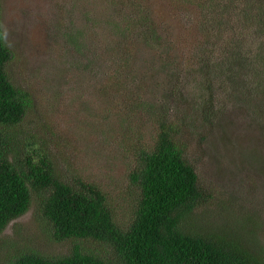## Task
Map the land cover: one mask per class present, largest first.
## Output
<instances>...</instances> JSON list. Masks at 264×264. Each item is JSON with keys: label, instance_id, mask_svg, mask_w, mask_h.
Masks as SVG:
<instances>
[{"label": "rangeland", "instance_id": "obj_1", "mask_svg": "<svg viewBox=\"0 0 264 264\" xmlns=\"http://www.w3.org/2000/svg\"><path fill=\"white\" fill-rule=\"evenodd\" d=\"M251 1L257 13L261 4ZM0 4L2 30L12 51L7 72L18 88L31 93L40 123L16 136L24 157L39 160L47 155L55 159L63 179L75 185L80 180L95 184L107 194L118 222L127 225L140 194L130 173L143 151L152 148L160 121L174 123L205 194V201L188 216L187 226L238 232L264 255V73L252 68L254 62H264V41L257 34L243 36L244 24L231 33L228 22L222 26L224 41L214 35L211 42H202L194 20L201 12L182 7L177 0H0ZM145 9L169 44L164 65L154 63L155 48L129 24ZM231 43L243 51L239 54L243 66H235L240 77L229 84L234 90L221 89L216 81L214 95L222 111L221 120L212 125L199 112L196 80L201 75L194 58L199 52L223 56L224 46ZM127 55L132 56L131 64L122 63ZM174 59L182 62L181 69ZM111 74L118 76L115 83L123 88L119 102L117 95L102 90ZM31 120L29 113L23 123ZM83 243L101 254L112 253L108 245L93 240L58 241L51 224L40 216L34 196L30 210L0 234V264H10L19 250L60 256Z\"/></svg>", "mask_w": 264, "mask_h": 264}, {"label": "trees", "instance_id": "obj_2", "mask_svg": "<svg viewBox=\"0 0 264 264\" xmlns=\"http://www.w3.org/2000/svg\"><path fill=\"white\" fill-rule=\"evenodd\" d=\"M177 2L201 12L194 20L197 18L202 42H211L214 35L224 41L222 26L228 22L231 33H237L244 24L251 31L244 28L243 36L257 34L260 42L264 41V0H259L261 7L257 13L251 0ZM153 18L151 11L145 9L141 17L129 24L150 48H155L159 62L154 63L162 65L165 63L163 52L165 46L169 49V44L157 32V21ZM236 23L238 27L234 26ZM224 47L223 56L219 53L211 58L199 52L193 63L199 66L201 75L196 80L201 91L199 112L212 125L221 120L222 111L214 95L215 83L219 81L221 89L234 90L229 84L240 77V70L235 66L241 64L242 68L244 61L239 58L243 54L239 46L231 43ZM226 52L238 56L227 58ZM11 58L12 51L1 26L0 4V234L11 221L30 210L36 196L39 214L51 224L58 241L93 240L108 245L113 254L87 249L82 247L86 246L83 243L60 256L33 249L19 250L10 264H264L263 253L238 232L234 235L187 226L188 216L205 201V194L197 171L188 160V146L174 123L160 121L152 148L143 151L138 166L130 173V181L139 188L140 194L134 216L127 225L118 222L107 194L95 184L80 180L75 185L63 179L57 162L47 155L39 160H33L31 155L24 157L16 136L35 129L40 123L32 110L31 93L18 88L9 77L7 64ZM122 63L131 64L132 56H125ZM181 64L179 61V69L183 67ZM263 66L264 62L252 64L255 71L264 73ZM117 77L109 75L102 90L108 96L117 95L119 102L123 88L115 83ZM29 113L32 120L24 124Z\"/></svg>", "mask_w": 264, "mask_h": 264}]
</instances>
